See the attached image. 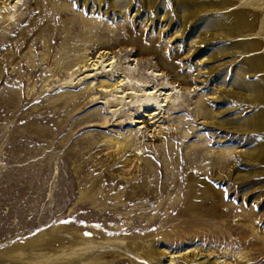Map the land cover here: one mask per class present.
Returning <instances> with one entry per match:
<instances>
[{
	"label": "rangeland",
	"instance_id": "obj_1",
	"mask_svg": "<svg viewBox=\"0 0 264 264\" xmlns=\"http://www.w3.org/2000/svg\"><path fill=\"white\" fill-rule=\"evenodd\" d=\"M0 9V264H264V0Z\"/></svg>",
	"mask_w": 264,
	"mask_h": 264
},
{
	"label": "bare ground",
	"instance_id": "obj_2",
	"mask_svg": "<svg viewBox=\"0 0 264 264\" xmlns=\"http://www.w3.org/2000/svg\"><path fill=\"white\" fill-rule=\"evenodd\" d=\"M8 0H3L2 2H0L1 4H6V2H7ZM9 1H13V0H9ZM17 2H18V0H16ZM195 1V0H194ZM197 2V1H196ZM201 3V2H200ZM195 4V3H194ZM197 4V3H196ZM16 5V4H15ZM15 5L13 6V7H15ZM248 5V4H247ZM251 5V4H250ZM13 7L12 8H10V9H13ZM6 8V7H5ZM222 8V7H221ZM225 8V7H224ZM1 9H2V7H1ZM0 9V10H1ZM6 9H9V8H6ZM201 9H203V8H201ZM3 11V10H2ZM5 11V10H4ZM13 11V10H12ZM124 11V10H123ZM239 11V10H238ZM247 11V10H246ZM240 12H242V11H240ZM10 13V12H9ZM234 13V12H233ZM232 13V14H233ZM125 14V13H124ZM237 14H238V12H237ZM241 14H244L243 12L242 13H240L239 15H238V17H239V19H241L242 21H239V22H244V20L243 19H245V17H246V15H245V17L243 16V15H241ZM247 14H249V13H247ZM3 14H0V22H1V19L3 18ZM9 16V15H8ZM222 16H224V15H222ZM228 16H230V14L228 15ZM213 17V16H212ZM226 17V16H225ZM248 17H250L251 18V16H248ZM235 18V17H234ZM252 19V18H251ZM213 20H215V18L213 19ZM248 20V19H247ZM226 21V20H225ZM230 21V20H229ZM228 21V22H229ZM252 21V20H251ZM227 22V21H226ZM232 22V21H231ZM211 23V22H210ZM214 23V22H213ZM227 24V23H226ZM229 24V23H228ZM246 24V23H245ZM214 26L216 25L215 23L213 24ZM220 25V24H219ZM224 25V24H223ZM249 25H250V23H249ZM231 26V25H230ZM251 26V25H250ZM226 27L227 26H225L224 28V30L226 31ZM237 27V26H236ZM215 28V27H214ZM241 28H243V27H241ZM245 28V27H244ZM251 28V27H250ZM216 29V28H215ZM232 29H235V28H232ZM240 29V28H239ZM247 29V28H246ZM214 30V29H213ZM220 30V29H219ZM237 30V29H236ZM252 30H253V28H252ZM176 31V30H175ZM174 31V36H176V34H178L179 32L178 31H176L175 32ZM243 31V30H242ZM246 31V30H245ZM244 31V32H245ZM192 32V31H191ZM237 32V31H236ZM239 32V31H238ZM243 32V33H244ZM181 33V32H180ZM218 33V32H217ZM216 33V34H217ZM246 33V32H245ZM191 34V33H190ZM259 34V33H258ZM240 35V34H239ZM233 36V35H232ZM192 41V40H191ZM189 43V42H188ZM190 43H192V42H190ZM195 43V42H194ZM194 43H192V44H194ZM244 43V42H243ZM192 44L189 46L190 48H192ZM250 44H251V42H250ZM242 45V44H241ZM244 45V44H243ZM257 45V44H256ZM250 46V45H249ZM234 47H236V46H234ZM250 47H253L254 48V46L253 45H251ZM256 47V46H255ZM237 48V47H236ZM238 48H240V46L238 47ZM253 50V49H252ZM244 52V51H243ZM247 52V51H246ZM101 58H103V57H101ZM260 59V58H259ZM133 61V60H132ZM87 63H88V66L87 67H90L91 68V71L92 70H95L99 65L100 66H102L103 68H105V67H110L111 66V64L110 65H104V61L103 60H100V57H98L97 59H87V61H86ZM259 62V61H258ZM261 64L262 65H264V58L263 59H261ZM254 65H255V63H254ZM258 65V64H257ZM260 66V65H259ZM86 67V65H85V62H84V65H83V68H87ZM257 67V66H256ZM99 68V67H98ZM257 69V68H256ZM260 69V68H259ZM263 70H264V68H263ZM87 73H89L88 74V76H90L91 77V73L90 72H87ZM155 75H161L160 73H158V74H155ZM162 76V75H161ZM159 77V76H158ZM245 78V77H244ZM262 79V78H261ZM263 82H264V79H263ZM134 84L136 85V83H133L131 80H126V78H124V77H121V75H119L117 78H115V80H114V84H108L106 81H100V85L103 87V90H104V92L105 93H111L112 94V96H113V99H115L116 100V103L117 104H119V103H121L123 100L125 101V99H129L130 98V101L131 102H138V101H134V98L133 97H142L143 99L141 100V102L143 101V102H146L147 103V106H148V110L147 109H145L144 110V108L143 107H141V111H145L144 112V116H146V118L147 117H149V118H152V117H154L155 115L157 116L158 114H160V113H158V111H159V109H161V108H163V106L165 105V104H169V103H173V101H174V98L172 97V96H170L171 95V92H169V88H167V89H163V88H161V89H156V88H151V89H148V87H144V86H142V85H139V84H137L136 85V88H134L133 86H134ZM223 85V84H222ZM261 85H262V83H261ZM260 85V86H261ZM259 87V86H258ZM257 87V88H258ZM262 87V86H261ZM226 90V89H225ZM138 94H140V95H138ZM138 95V96H137ZM111 99H112V97H111ZM109 102V101H108ZM117 104L115 105H113V102H112V105H110V109L111 110H116V106H117ZM109 109V110H110ZM258 119L259 120H262V119H260V118H262V116L261 115H258ZM154 119V118H153ZM252 119V118H251ZM136 121V120H135ZM141 122H143V121H141ZM252 122V121H251ZM136 123H139L138 121L136 122ZM253 123V122H252ZM249 124V123H248ZM157 129V128H156ZM157 132V131H156ZM115 144H117V143H115ZM113 146H115V145H113ZM110 148H111V146H110ZM161 253V252H160ZM163 255V254H162ZM165 255V254H164ZM151 253L150 254H148L147 255V258L150 260L151 259V261H154V258H151ZM233 256H236V260H235V264H248V261H249V259H248V257H247V255H245V254H243V253H237V254H233ZM232 256V257H233Z\"/></svg>",
	"mask_w": 264,
	"mask_h": 264
}]
</instances>
